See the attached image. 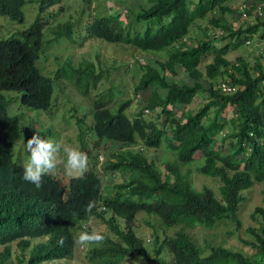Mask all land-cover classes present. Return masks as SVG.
<instances>
[{"label": "trees", "instance_id": "trees-1", "mask_svg": "<svg viewBox=\"0 0 264 264\" xmlns=\"http://www.w3.org/2000/svg\"><path fill=\"white\" fill-rule=\"evenodd\" d=\"M236 1L239 0H149L145 6H129L126 14L82 20L86 39L141 52H163L166 56L164 62L153 67L138 64L143 74L134 86V96L147 90L152 95L132 119L125 115L130 101L120 104L115 112L109 109L111 100L96 101L90 111L91 131L97 138L95 149L100 142L121 147L141 144L148 149H158L165 142L172 156V161L162 164L161 173L142 151L109 154L102 167L109 181L118 172L128 175V180L114 184L113 195L107 197L102 195L98 154L83 151L89 162L82 179L71 177L64 183L48 174L42 178L40 189L23 179V167L12 160L16 141L22 134L30 138L31 128L21 130L19 125L25 114L10 116L8 107L18 100V95L20 107L30 111H47L51 105L53 81L41 75L36 63L46 27L55 43L72 34L69 23L50 22L58 13L42 17L55 7L63 12V0H40L34 23L0 41V246L4 247L0 264L10 255V244L16 243L17 248L24 250L34 238L44 241L33 248L28 264L72 261L79 251L74 243L75 232L93 231L86 224L90 221L104 227L101 233L106 239L102 246H90L83 253L88 264H124L130 256L150 264H264L263 207H256L252 215L257 227L246 229L253 242L238 236L239 242L253 251L251 255L223 246H210L209 254L201 255L186 231L192 227L211 230L225 222L234 224L239 231L244 193L264 183V54L259 53L251 61L242 57L233 62L226 59L232 50L255 38L264 41V16L237 29L223 22V18H211L216 31L225 33L220 37L222 45H215L206 32L202 38H195V43L187 39L194 24L208 14L250 16L257 4L264 3L251 0L249 7L230 8L229 4ZM242 1L247 5L250 0ZM91 2L83 0V13ZM24 5L25 0H0V16L22 23ZM259 10L264 14L262 8ZM205 62L209 63L203 73L199 67ZM69 66L66 64L58 74L72 80L82 95L88 86L106 79L109 71L86 60L72 66L71 73ZM160 69L174 77L182 73L186 81H169ZM219 80L235 91L223 93L216 85ZM4 91L14 92L15 99H6ZM199 93L206 95L205 103L193 114L176 117L175 109H185ZM146 110L157 112L163 121L158 124L157 118L147 119ZM210 111L213 118L206 123ZM230 111L232 117L227 119ZM223 131L225 134L218 139ZM196 161H201V165ZM192 164L197 165L200 175L218 182L217 193L206 186L195 188L189 169ZM182 167L187 170L183 172ZM89 201L96 202L91 219L84 211ZM140 213L155 217L164 234L160 242V238L152 236L157 240L153 255L134 231ZM172 227H179L174 235L163 231ZM154 231L158 232L155 228ZM60 237L64 238L62 246L58 244ZM160 251H165L167 257Z\"/></svg>", "mask_w": 264, "mask_h": 264}, {"label": "rangeland", "instance_id": "rangeland-1", "mask_svg": "<svg viewBox=\"0 0 264 264\" xmlns=\"http://www.w3.org/2000/svg\"><path fill=\"white\" fill-rule=\"evenodd\" d=\"M40 0H25L23 7V22L17 23L10 21L9 19L0 16V41L6 40L13 36L17 32L28 29L36 20L39 10ZM253 1V0H252ZM248 1L247 5L242 0L232 2L229 4L230 8L239 9L244 6H250L253 2ZM149 4V0H92L90 7L82 12L83 0H63L62 9L63 12H59L58 8L50 10V13L55 16L50 18V22L54 24L69 23L72 27V34L68 39H61L57 43L53 38V35L48 31L47 27L43 34V48L39 54L37 60V67L42 76L51 78L53 81V95L51 99L50 108L47 111H30L20 107L19 95L18 100L12 103L8 107V114L10 116L14 114L22 115L19 127L21 130L30 127V135L38 134L43 138H50L61 145H69L79 148L81 151H87L88 155L98 154L97 170L101 176L102 181V195L104 197L113 195L114 184L118 185L128 180V175L121 174L120 172L114 174V180L109 181V175L102 170L105 165L108 156L112 153H126L131 151L136 153L142 151L143 155L150 161L152 160L155 166L163 173L162 164L168 161H172V156L167 151L165 142L161 144L158 149L143 148L141 144L133 147H121L115 146L111 143L100 142L97 145L98 149L94 148V143L97 140L95 134L91 131L92 117L90 111L93 104L96 101H109L111 100V112L117 111L120 104L130 101V106L125 110V115L132 119L133 116L140 110L145 108L147 100L152 95V91L147 90L134 96V86L139 84V79L143 74V69L138 65L155 66L158 63L166 60L165 54L162 52H141L135 50L133 47H127L120 44H109L104 41L86 39L85 31L83 30L82 20H91L93 16H104L122 13L126 14L127 8L132 5L145 6ZM264 3H259L252 11L250 16L243 13L240 16L237 14L226 13L224 16L217 14H208V16L199 20L194 24L188 39V42L192 44L195 38H202L205 32L212 38L215 45H222L220 37L225 34L214 28L210 21L211 18H223V22L231 24L235 29L240 26L247 27L255 23V17L263 18ZM54 13H56L54 15ZM259 13L261 15H259ZM125 22L124 17H122ZM168 20L166 19L165 22ZM81 24V25H80ZM75 41L71 43L70 40ZM190 39V41H189ZM195 43V42H194ZM193 43V44H194ZM259 53L264 54V41H256V38L251 41L250 44H245L239 47L237 50H232L226 59L233 62L236 58L242 57L247 61H251ZM93 62L96 66L103 67L104 71H108L106 79H101L100 83L96 85L92 84L88 86L85 95L79 93L74 87L72 80H67L58 74L59 70L66 66L68 72H72L74 67L79 66L82 61ZM209 63L205 62L200 65L199 70L204 73V66ZM162 75H164L169 81H186L182 73L177 77L171 76L168 72H164L160 69ZM219 80L216 85H220ZM3 95L8 98L16 97L14 92L4 91ZM206 95L199 93L193 102L185 109H175V116L180 118L196 112L206 101ZM210 111L209 119L205 122H209L213 118V112ZM157 112H145L144 116L147 119H156L158 124L163 121L161 116L156 115ZM187 113V114H186ZM232 117V111L228 112L227 119ZM226 131L219 133L218 139L225 134ZM26 136L21 135L20 139L16 141L13 149V162H16L20 166L24 167V164L28 160V153L24 150V141ZM219 141V140H218ZM64 154L58 155L57 167L50 175L59 178L62 182L66 183L71 177L67 176L64 171ZM198 161V160H197ZM196 164L201 165V161ZM89 162V161H88ZM192 164L189 166L191 170L192 183L196 189H200L203 186L213 189L216 193L218 191L219 184L210 178L200 175L196 168L197 165ZM185 167V166H184ZM182 167V171L185 172L187 168ZM264 183L256 185L249 191L244 193L245 202L239 212V221L241 222V229L236 231L234 224L225 222L215 226L213 229H205L202 227H192L186 229L194 243L198 247L201 255H208L210 252L209 247L223 246L230 248L234 251H242L247 255H251L253 251L245 247L238 240L239 234L241 238L246 241H252L253 238L246 232L248 228H256L257 224L252 219V215L256 207H263L264 199ZM136 225L134 231L137 237L141 238L144 242V246L149 251V254L153 255V250L157 247V240L152 239L153 235L161 239L164 237L162 228L159 226L158 220L153 216H148L144 213L138 214L135 221ZM87 227L103 232L104 227L97 222L90 221ZM84 228V226H82ZM154 228L158 231H154ZM179 227L166 228L167 235H174ZM180 230H184L180 227ZM81 230L75 232L76 237ZM31 245L29 248L21 250L16 247V243L10 244V255L6 257L3 264H28L30 257L34 254L33 248L43 243L44 238H34L29 240ZM76 257L72 261L66 260H52L43 262L41 264H88V261L84 258L83 253H86L89 247H79ZM4 250L3 246H0V253ZM160 253L166 258L165 251ZM243 253V254H244ZM124 264H150L142 261L136 256H130L125 259Z\"/></svg>", "mask_w": 264, "mask_h": 264}, {"label": "clouds", "instance_id": "clouds-1", "mask_svg": "<svg viewBox=\"0 0 264 264\" xmlns=\"http://www.w3.org/2000/svg\"><path fill=\"white\" fill-rule=\"evenodd\" d=\"M24 150L28 153V160L23 167V179L33 184L36 189L42 187V178L51 174L57 167L58 155L61 151L64 154L65 174L73 178H83L88 171L87 153L79 148L69 145H61L59 142L43 138L38 134H33L24 141ZM96 206L95 201H89L84 211L91 219L92 209ZM105 235L99 231H81L74 239V243L79 247L102 246L105 242ZM58 244H64V238L60 237Z\"/></svg>", "mask_w": 264, "mask_h": 264}, {"label": "built area", "instance_id": "built-area-1", "mask_svg": "<svg viewBox=\"0 0 264 264\" xmlns=\"http://www.w3.org/2000/svg\"><path fill=\"white\" fill-rule=\"evenodd\" d=\"M241 9V8H240ZM260 14V13H259ZM220 90L223 92V93H233L235 91V88L232 87V86H229L225 83H221L219 86ZM147 112V110L145 111Z\"/></svg>", "mask_w": 264, "mask_h": 264}]
</instances>
